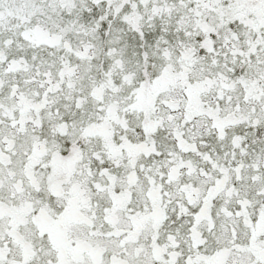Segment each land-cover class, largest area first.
Here are the masks:
<instances>
[{"label": "snow or ice", "instance_id": "6c2138e0", "mask_svg": "<svg viewBox=\"0 0 264 264\" xmlns=\"http://www.w3.org/2000/svg\"><path fill=\"white\" fill-rule=\"evenodd\" d=\"M0 264H264V0H0Z\"/></svg>", "mask_w": 264, "mask_h": 264}]
</instances>
